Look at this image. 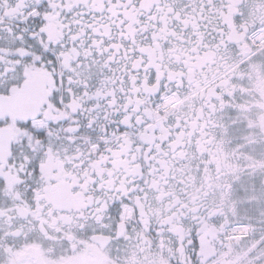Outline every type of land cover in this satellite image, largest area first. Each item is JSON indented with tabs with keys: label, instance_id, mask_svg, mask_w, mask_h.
Returning <instances> with one entry per match:
<instances>
[{
	"label": "snow or ice",
	"instance_id": "1",
	"mask_svg": "<svg viewBox=\"0 0 264 264\" xmlns=\"http://www.w3.org/2000/svg\"><path fill=\"white\" fill-rule=\"evenodd\" d=\"M0 264H264V0H0Z\"/></svg>",
	"mask_w": 264,
	"mask_h": 264
}]
</instances>
